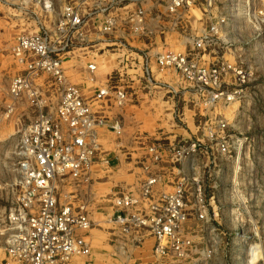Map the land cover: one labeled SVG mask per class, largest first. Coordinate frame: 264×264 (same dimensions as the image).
Here are the masks:
<instances>
[{
    "label": "built area",
    "instance_id": "2783aa9c",
    "mask_svg": "<svg viewBox=\"0 0 264 264\" xmlns=\"http://www.w3.org/2000/svg\"><path fill=\"white\" fill-rule=\"evenodd\" d=\"M10 1L27 14H57V18L46 23L37 17L34 26L38 31L14 38L12 57L21 71L11 78L13 104L5 116L13 113L14 104L22 102L29 105L31 113L21 122L12 144L16 180L10 186L12 201L4 209L0 206V253L4 247L0 264H75L76 259L93 264L85 235L95 224L89 203L61 204L59 187L70 180L87 193L93 189L100 165L109 163L101 157L100 144V133L109 124L95 113L93 101L68 80L66 55L87 44L89 23L101 18L104 34L122 29L149 44L140 54L146 86L156 85L151 68L154 62L160 72H174L185 85L183 89L197 96L199 107L213 109L221 102L233 103L242 97L253 75L226 53L218 54L221 45L232 43L222 33L235 20L232 7L226 15L218 12V7L232 0H63L62 5L57 0ZM195 11L201 14L199 20ZM257 14L263 17L264 13L254 12V17ZM243 16L250 19V9ZM195 23L200 28L194 32ZM173 34L183 38L182 50L164 46L151 54L159 48V39L164 43ZM113 46L126 49L123 41ZM95 69L89 66L90 71ZM162 87L178 94L168 85ZM106 99L122 107L128 94L123 86L106 87L93 97L96 102ZM201 122L204 139H148L138 160L146 174L139 191L121 190L111 195L119 214L109 222L136 244L143 245L151 237L154 257L168 264H207L212 257L208 246L200 251L196 244L197 239L208 237L212 225L210 202L195 174L194 161L215 148L219 155L230 156L232 137L224 119L212 122L205 117ZM110 129L118 132L119 123ZM167 161L179 171V178L172 191L158 192L161 176L155 171Z\"/></svg>",
    "mask_w": 264,
    "mask_h": 264
},
{
    "label": "crops",
    "instance_id": "0c3cea01",
    "mask_svg": "<svg viewBox=\"0 0 264 264\" xmlns=\"http://www.w3.org/2000/svg\"><path fill=\"white\" fill-rule=\"evenodd\" d=\"M2 8L0 0V124L13 130L19 128L22 121H27L31 110L26 102H22L14 104L13 113L6 116L4 114L13 104L9 95L11 78L21 71L12 57L14 38L19 34L17 30H21V23L19 20L15 23L5 20L1 16ZM99 19L101 20L95 17L89 23L87 44L66 55L64 68L70 83L86 99L92 100L95 113L108 121L109 125L100 133V144L101 157L107 158L109 163L100 165L98 182L89 193L84 187L77 186L70 180L65 181L59 187V201L61 204L75 205L81 201L89 203L91 220L107 226L85 233L93 253L92 263L121 264L118 256L122 255L120 247L112 244L117 232L109 231V226L110 229L114 227L108 224L109 219L119 214L113 207L111 195L114 191H139L146 174L138 160L145 153L148 139L158 137L169 142L199 139L195 120L199 105L197 96L183 89L185 86L179 82L174 72H160L154 62L151 68L156 85L146 86L140 54L150 48L149 44L122 29L104 34ZM119 41L126 43V49L121 51L113 46ZM161 41L163 40H158L159 48L153 49L151 54L166 45L168 48L181 50L185 46L183 38L177 34L167 37L164 43ZM90 65L96 66L93 72L89 70ZM162 85L174 88L178 94H171ZM119 86H123L128 94L122 107L116 106L113 99L99 102L93 100L100 89ZM115 122L120 125L118 132L110 129V125ZM155 172L161 176V183L156 190L172 191L173 184L179 178V171L167 161ZM153 245L151 237L145 239L142 258L146 264L160 261L152 253ZM0 255V260H3V246ZM87 260L76 259L75 264H84Z\"/></svg>",
    "mask_w": 264,
    "mask_h": 264
},
{
    "label": "rangeland",
    "instance_id": "374dc122",
    "mask_svg": "<svg viewBox=\"0 0 264 264\" xmlns=\"http://www.w3.org/2000/svg\"><path fill=\"white\" fill-rule=\"evenodd\" d=\"M6 1L1 3V16L9 22L19 20V33L38 31L34 26L37 17L46 23L57 18V14H27L12 6L10 0ZM57 2L63 4V0ZM231 7L235 20L222 35L232 43L221 45L218 54L226 53L227 58L249 68L253 76L238 101L221 102L213 109L199 107L196 110L199 139H204L201 121L205 117L212 122L224 119L228 124L227 134L232 137L230 156L219 155L215 148L208 156L201 155L194 161L195 174L200 177L210 202L212 225L208 237L197 239L196 244L200 251L206 246L212 250L207 264H264V14L263 17L258 14L254 17V12L264 13V0H232L231 4L219 5L218 12L226 15ZM248 9L251 11L250 19L243 16ZM194 15L197 20L201 18L198 11ZM198 28L200 24L195 23L193 31H198ZM210 61L215 62V59ZM17 130H8L3 123L0 124L1 209L6 208L13 198L10 186L16 176L11 149ZM189 225L194 226V222ZM113 226L112 229L109 226V231L117 232L112 244L120 247L122 255L118 256L121 264H146L142 258L143 245L134 243L130 236L121 234L119 228ZM103 228L107 226L95 222L92 229ZM155 264L168 263L160 259Z\"/></svg>",
    "mask_w": 264,
    "mask_h": 264
}]
</instances>
